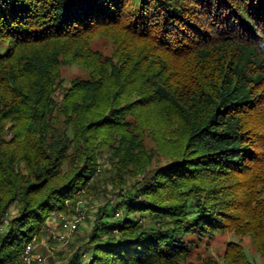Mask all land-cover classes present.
Wrapping results in <instances>:
<instances>
[{
    "label": "trees",
    "instance_id": "trees-1",
    "mask_svg": "<svg viewBox=\"0 0 264 264\" xmlns=\"http://www.w3.org/2000/svg\"><path fill=\"white\" fill-rule=\"evenodd\" d=\"M101 165L114 198L67 264H257L213 257L225 232L264 258V0H0V264Z\"/></svg>",
    "mask_w": 264,
    "mask_h": 264
},
{
    "label": "rangeland",
    "instance_id": "rangeland-1",
    "mask_svg": "<svg viewBox=\"0 0 264 264\" xmlns=\"http://www.w3.org/2000/svg\"><path fill=\"white\" fill-rule=\"evenodd\" d=\"M93 45L95 48H99L104 54H111L113 46L110 40L99 37L96 38V41H94ZM60 69L62 87L69 86V82L72 78H83L86 75L85 70L78 68L76 65H64L61 66ZM158 137V134L152 128L146 130L145 134L143 135V139L148 152L156 151L157 144L160 139ZM159 160L162 159H158V161ZM103 161L108 163L106 158H104ZM158 161H154V164H156ZM108 165L110 164L108 163ZM103 168L104 167L101 165V171L99 172V175L95 181L96 184L90 188L89 195H87V197H81L77 201L73 211L66 214L69 220L72 221L78 218V214H84V217L82 219L79 218L80 220H78V229L70 235L65 234L64 239L58 240V235H60V232H63L60 218L58 217L60 213L53 214L46 222L47 231L45 234L39 240L34 238L31 241L33 245L32 252L34 254H39L44 258L42 263L34 262L33 264H67V262L72 257L71 255L75 252V249L81 245V241L78 240V237L88 231L90 228V222L95 218L98 208L102 206V204L108 199L114 198L112 191H110L113 188L111 178H113L114 175L110 174ZM119 216V214H116V218ZM234 239L240 240V243L244 245L245 250H247L248 255L257 264H264V258L260 255L249 236H238L230 232L220 233L214 236V239L210 244L212 256L217 258L219 261L220 256H222L225 252L224 250L227 244ZM202 249L203 246L201 247V250Z\"/></svg>",
    "mask_w": 264,
    "mask_h": 264
},
{
    "label": "built area",
    "instance_id": "built-area-1",
    "mask_svg": "<svg viewBox=\"0 0 264 264\" xmlns=\"http://www.w3.org/2000/svg\"><path fill=\"white\" fill-rule=\"evenodd\" d=\"M119 214V212L117 213ZM61 228L63 229V232H60V235H58V240L64 239L65 234H72L78 229V220L82 219L84 217L83 213L78 214V218L74 221L69 220L66 214L60 213L59 216ZM80 218V219H79ZM33 245L30 243L25 251L24 258L26 260L27 264H33L34 262H40L42 263L44 261V258L41 257L39 254H34L32 252Z\"/></svg>",
    "mask_w": 264,
    "mask_h": 264
}]
</instances>
